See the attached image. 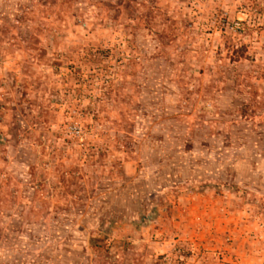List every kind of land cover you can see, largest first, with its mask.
I'll return each instance as SVG.
<instances>
[{
	"label": "rangeland",
	"instance_id": "374dc122",
	"mask_svg": "<svg viewBox=\"0 0 264 264\" xmlns=\"http://www.w3.org/2000/svg\"><path fill=\"white\" fill-rule=\"evenodd\" d=\"M33 256L264 264V0H0V264Z\"/></svg>",
	"mask_w": 264,
	"mask_h": 264
},
{
	"label": "trees",
	"instance_id": "16d2710c",
	"mask_svg": "<svg viewBox=\"0 0 264 264\" xmlns=\"http://www.w3.org/2000/svg\"><path fill=\"white\" fill-rule=\"evenodd\" d=\"M228 49H229L230 52H232L233 56H237L239 54V52L236 49H234L232 46L230 47V45H229ZM171 166H172V168H176L177 167L175 163H173V165H171ZM92 242L96 243V245H94V247H96V248H98L99 244L101 245V247H99L101 249H105V248L109 247L108 246L109 245V240L105 239V238L101 239V240H93ZM22 263H24V262H22ZM29 264H38V258L36 256H33V261L30 262Z\"/></svg>",
	"mask_w": 264,
	"mask_h": 264
},
{
	"label": "crops",
	"instance_id": "0c3cea01",
	"mask_svg": "<svg viewBox=\"0 0 264 264\" xmlns=\"http://www.w3.org/2000/svg\"><path fill=\"white\" fill-rule=\"evenodd\" d=\"M212 209H214V207L213 208H208V210H212Z\"/></svg>",
	"mask_w": 264,
	"mask_h": 264
}]
</instances>
